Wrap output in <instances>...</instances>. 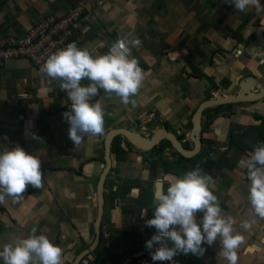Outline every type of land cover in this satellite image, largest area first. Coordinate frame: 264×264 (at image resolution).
I'll return each instance as SVG.
<instances>
[{
	"label": "crops",
	"instance_id": "0c3cea01",
	"mask_svg": "<svg viewBox=\"0 0 264 264\" xmlns=\"http://www.w3.org/2000/svg\"><path fill=\"white\" fill-rule=\"evenodd\" d=\"M260 3L264 6V0ZM76 4L83 6L73 34L78 47L106 53L117 39L133 33L141 43L131 53L147 69L133 97L135 108L100 90L94 101L105 108V132L102 136H85L78 147L70 140L69 125L62 116L70 101L60 89V81H50L25 60L7 62L0 74V150L19 144L39 156L43 185L40 189L29 185L20 200L14 202L6 196L0 203V248L25 237L35 226L38 234H47L63 250L62 264H71L94 239L96 185L104 166L106 132L114 127L144 131L147 125L155 128L159 120L158 127L164 125L176 135L189 134L191 116L199 102L238 92L241 80L258 74L262 62L246 54L239 56L238 48L264 24V11L257 13L249 8L240 12L224 0H4L0 4V32L20 36L41 18L61 15ZM192 65L201 75H191ZM261 80L254 89L262 86L264 77ZM81 83L87 85L89 81ZM232 84H237V90H232ZM17 93L25 96L17 98ZM242 103L205 109L202 147L194 167L163 140L149 150L158 160L150 168L148 162L155 159H149L148 151L139 152L123 137H114L112 166L104 182L100 241L79 264H126L150 253L145 241L155 234V228L146 226L145 221L153 216V205L144 202L149 195L142 197V190H151L154 195L158 181V187L166 190L171 179L196 167L203 169L207 157L220 154L232 167L224 161L223 168L214 170L211 188L222 215H231L234 231L244 237L237 249V264H264V218L250 215V181L239 165L253 146L242 151L229 142L230 133L259 124L257 116L264 115V99ZM33 135L40 139H33ZM180 140L183 144L190 142L187 136ZM242 141L251 143L246 136ZM118 143L127 151L124 161L113 156ZM190 145L192 148V142ZM203 149L207 155L201 158ZM176 161L180 167L173 170L179 174L166 173L164 162ZM201 216L197 213V220ZM244 223L249 225L247 229L242 227ZM203 247L201 256L180 253L176 258L180 264H228L219 255V240Z\"/></svg>",
	"mask_w": 264,
	"mask_h": 264
},
{
	"label": "clouds",
	"instance_id": "9594fccd",
	"mask_svg": "<svg viewBox=\"0 0 264 264\" xmlns=\"http://www.w3.org/2000/svg\"><path fill=\"white\" fill-rule=\"evenodd\" d=\"M224 2L240 12L249 8H255L257 13L264 11L260 0ZM140 43L138 37L129 33L128 38L113 42L106 53H98L69 42L49 55L41 66V73L50 81H60L59 87L70 101L62 116L75 147L82 144L85 136H102L105 132V108L94 101L101 89L109 96L119 97L124 105L137 106L133 97L138 94L144 73L131 49ZM82 80L89 83L84 85ZM32 138L40 139L35 135ZM239 165L246 169L250 181V215L264 218V143L254 144ZM212 184V176L196 167L171 179L166 190L156 188L153 216L145 221L146 226L155 228V234L145 241L153 262H171L180 253L201 256L205 252L203 245L211 246L219 240V255L228 264H237V249L244 237L234 231V218L222 215ZM29 185L36 189L43 186L40 157L19 144L0 150V203L6 196L14 202L20 200ZM197 213H202L199 220ZM248 226L242 225L245 229ZM62 252L47 234H38L34 226L25 237L3 244L0 260L3 264H62Z\"/></svg>",
	"mask_w": 264,
	"mask_h": 264
},
{
	"label": "water",
	"instance_id": "95a60500",
	"mask_svg": "<svg viewBox=\"0 0 264 264\" xmlns=\"http://www.w3.org/2000/svg\"><path fill=\"white\" fill-rule=\"evenodd\" d=\"M244 53L256 58H263L264 60V24L256 28L254 37L249 39L246 44L241 47ZM260 51H257L256 49ZM237 49H234L236 51ZM257 84V79L253 75H249L246 80H241L239 83V91L233 93L217 94L213 98H208L199 103L191 116V129L187 137L192 142V148H186L179 137L172 131L168 130L164 125L155 127L151 130L150 135L144 134V131L131 130L127 127H114L109 129L103 139V162L104 166L98 177L96 185V217L94 220V239L92 243L82 250L72 260L71 264H79L82 259L91 254L97 247L101 236V222L104 211V182L110 172L112 166L111 145L113 138L122 136L129 144L137 148L139 151H149L155 145L165 140L170 144V147L177 155L184 159H191L200 153L202 147L201 128L202 116L205 109L213 106H220L230 103L253 102L264 97V84L258 89H254ZM258 86V85H257ZM255 90V91H253ZM158 181L155 184V190Z\"/></svg>",
	"mask_w": 264,
	"mask_h": 264
},
{
	"label": "built area",
	"instance_id": "2783aa9c",
	"mask_svg": "<svg viewBox=\"0 0 264 264\" xmlns=\"http://www.w3.org/2000/svg\"><path fill=\"white\" fill-rule=\"evenodd\" d=\"M4 0H0V4ZM83 6H70L61 15H47L29 27L22 35L3 34L0 32V74L7 62L25 60L34 70L41 73L40 68L49 55L73 42L75 25L78 24ZM23 98V93H17ZM105 239L107 235L103 233ZM126 264H161L153 262L151 254H143ZM164 264H180L176 257Z\"/></svg>",
	"mask_w": 264,
	"mask_h": 264
},
{
	"label": "trees",
	"instance_id": "16d2710c",
	"mask_svg": "<svg viewBox=\"0 0 264 264\" xmlns=\"http://www.w3.org/2000/svg\"><path fill=\"white\" fill-rule=\"evenodd\" d=\"M139 66L143 70L147 69L146 66L141 62H139ZM193 73H194L195 77H196V75H201V71L192 65L191 75H193ZM257 117L259 118V124L258 125L249 126L240 132L230 133V136H229L230 141L229 142L234 144L237 149L243 151L248 146H253L254 144H257V143H264V115H261V116L258 115ZM245 136L248 137L249 140L251 141L250 145H247L242 141V138ZM185 147L189 148L187 146H185ZM113 156L116 159H118V161H124V160H126L127 151L122 147V145L120 143H118V144H116V148H115V152H114ZM196 161H197V157H194L191 160H189V163L191 162L190 166L194 167L196 165ZM224 161L227 162V165H229V168L232 167V163L228 159L224 158V154L218 155L217 158L207 157L204 160L203 170L206 173H208L209 175H211L213 178L214 177L213 171L217 170V169H221L226 165L224 163ZM171 165L173 167H170ZM179 167H180V163L177 161L173 162V163H167L166 162L164 164V169H165L166 173H172L173 175L179 174L177 171ZM174 168H176L177 170H173ZM141 193H142V197L149 195V199L145 200L144 202L147 204H150V202H151V204H152L153 192L151 190L143 189ZM139 200H142L141 197L139 198ZM182 258H185V255L183 256V254H182Z\"/></svg>",
	"mask_w": 264,
	"mask_h": 264
},
{
	"label": "rangeland",
	"instance_id": "374dc122",
	"mask_svg": "<svg viewBox=\"0 0 264 264\" xmlns=\"http://www.w3.org/2000/svg\"><path fill=\"white\" fill-rule=\"evenodd\" d=\"M232 90H237V84H232ZM261 99V98H260ZM259 99V100H260ZM264 99V98H263ZM200 103V102H199ZM199 103H198V105H199ZM245 103V102H244ZM244 103H242V104H244ZM246 104V103H245ZM197 105V106H198ZM222 106V105H221ZM251 106H253V112L255 111L254 109H255V107H254V104H252ZM218 107H220V106H215V107H211V108H209L208 110L209 111H211L212 109H216V108H218ZM232 107H234V105L232 106ZM195 109V105L191 108V111H190V113L191 112H193V110ZM190 113H189V116H190ZM259 119V118H258ZM159 120H158V123L157 124H155V126L157 127V126H159ZM167 124H169L170 125V123L167 121ZM161 125V124H160ZM145 126V125H144ZM154 126V125H153ZM153 126L151 127V126H146L144 129V134H146V135H150V132H151V130L152 129H154L153 128ZM151 127V128H150ZM169 127V126H168ZM180 130V129H179ZM178 130V131H179ZM174 131H176L175 129H174ZM180 133H181V131H180ZM188 134H180V135H177L178 137H179V139H183V138H185L186 136H187ZM122 137V136H121ZM123 140V139H122ZM184 146H187V147H191V145H190V142H186L185 141V143L183 144ZM127 146L128 147H130L131 148V146L130 145H128L127 144ZM151 150V149H150ZM140 152V151H139ZM148 154H150V157H149V159L151 158H156V157H154L155 156V154L153 153V152H150V151H148ZM207 155V151L205 150V149H203V151H202V153L200 154V157L202 158L203 156H206ZM156 160V159H155ZM153 160L151 163H150V161L148 162L149 163V167L151 168L152 167V164H153V162H158V160ZM146 161V160H145ZM166 162H164V164H165ZM164 166V165H163ZM170 167H173L172 165L170 166ZM100 175V174H99Z\"/></svg>",
	"mask_w": 264,
	"mask_h": 264
},
{
	"label": "flooded vegetation",
	"instance_id": "af4514ba",
	"mask_svg": "<svg viewBox=\"0 0 264 264\" xmlns=\"http://www.w3.org/2000/svg\"><path fill=\"white\" fill-rule=\"evenodd\" d=\"M260 49V48H259ZM261 50V49H260ZM259 51V50H258ZM238 52H239V56H241V55H243V54H246V53H244V51L241 49V48H238ZM247 55V54H246ZM249 57H251L250 55H248ZM251 58H253V57H251ZM255 61L257 60V62H259V61H262V62H260V64L258 65V67H257V69L260 71L258 74H251V75H253L254 77H256V79H257V81L258 82H261L262 80V78L264 77V60H263V58H256V59H254ZM264 84V82L263 83H261V85H263ZM262 98H264V97H262ZM242 103V102H241ZM250 103V102H249ZM192 159V158H191ZM191 159H189V160H191Z\"/></svg>",
	"mask_w": 264,
	"mask_h": 264
},
{
	"label": "bare ground",
	"instance_id": "6f19581e",
	"mask_svg": "<svg viewBox=\"0 0 264 264\" xmlns=\"http://www.w3.org/2000/svg\"><path fill=\"white\" fill-rule=\"evenodd\" d=\"M159 184V183H158ZM158 184H157V187H158ZM161 185V184H160Z\"/></svg>",
	"mask_w": 264,
	"mask_h": 264
}]
</instances>
